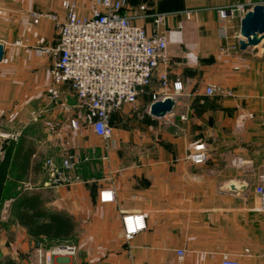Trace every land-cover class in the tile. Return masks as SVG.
<instances>
[{
  "label": "crops",
  "instance_id": "obj_1",
  "mask_svg": "<svg viewBox=\"0 0 264 264\" xmlns=\"http://www.w3.org/2000/svg\"><path fill=\"white\" fill-rule=\"evenodd\" d=\"M64 1L75 3L81 17L94 5V0H0V160L5 147L13 151L21 137L31 141L32 160L41 167L23 189L41 192L45 208L70 216L77 229L69 240L36 241L11 218L0 226V254L37 264L34 245L46 242L67 247L53 257L54 264H220L223 253L240 264H264V210L252 191L264 164L253 168L250 161L264 158V42L239 50L238 18L225 21L228 39H221L216 12L244 0H126L121 13L147 31L149 15H167L166 63L159 71L166 68L169 84L180 82L181 91L168 90L175 99L170 113L150 116L151 95L160 91L155 74L135 107L124 105L111 115L108 140L86 125L69 84L58 87L56 102L48 93L54 59L36 49L56 47V22L44 15L64 22ZM232 45L236 50L228 49ZM210 84L231 96H207ZM65 143L92 158L72 173L78 179L70 184L47 186L43 163L60 164ZM196 144L205 149L202 164L190 160ZM234 168L255 169L254 186L234 177ZM232 183L247 190L227 192ZM101 191H111L113 201L101 202ZM130 213L143 214L146 229L127 241L121 218Z\"/></svg>",
  "mask_w": 264,
  "mask_h": 264
},
{
  "label": "built area",
  "instance_id": "obj_2",
  "mask_svg": "<svg viewBox=\"0 0 264 264\" xmlns=\"http://www.w3.org/2000/svg\"><path fill=\"white\" fill-rule=\"evenodd\" d=\"M255 5H263L264 0H244L228 7L216 10L220 21L218 35L221 39H228V29L225 21L233 18L241 20L245 13ZM126 6V0H94L88 17H81L77 13L75 3L64 1L62 7L66 11V20L58 22L54 15H44L56 22L58 43L55 48L40 47L36 49L39 56H53L54 63L50 69L51 87L48 89L50 98L56 102L59 99L58 87L69 84L81 109L84 110L86 125L92 132L103 140L113 135L111 115L124 105L135 107L137 97L144 89L151 86L153 77L157 74L160 91L152 93V103L163 100L168 96L171 88L174 94L181 91L180 82L169 84L166 68L159 71L161 63H166L168 45L167 29L165 28L167 15L152 14V29L147 31L136 26L127 15L121 13ZM239 39V35H237ZM229 50H236L234 45ZM207 96H231V92L224 91L219 86L210 84L205 89ZM72 129L79 124L70 121ZM51 132L54 126L46 123ZM91 154L73 152L68 143L62 150L60 164L52 159L43 163V171L47 176V186L68 185L73 180L72 173L89 162ZM206 153L202 144L192 147L190 160L194 164H202L206 160ZM253 193L264 210V174L260 176L253 188ZM99 199L103 203L113 201L111 191H101ZM4 207H9L6 204ZM122 234L125 240L146 229L145 218L141 213L124 214L121 218ZM56 247L48 252L36 249L37 264H54L53 257L67 247ZM183 251H177L182 258ZM220 264H240L239 260L230 254L221 255Z\"/></svg>",
  "mask_w": 264,
  "mask_h": 264
},
{
  "label": "trees",
  "instance_id": "obj_3",
  "mask_svg": "<svg viewBox=\"0 0 264 264\" xmlns=\"http://www.w3.org/2000/svg\"><path fill=\"white\" fill-rule=\"evenodd\" d=\"M5 148L0 160V211L4 203L9 201V217L36 241L41 238L69 240L77 229V223L63 213L48 211L45 198L38 190L23 189L22 183L40 172V164L32 160L35 155L33 143L21 137L13 151L11 145ZM0 264L19 263L0 254Z\"/></svg>",
  "mask_w": 264,
  "mask_h": 264
},
{
  "label": "water",
  "instance_id": "obj_4",
  "mask_svg": "<svg viewBox=\"0 0 264 264\" xmlns=\"http://www.w3.org/2000/svg\"><path fill=\"white\" fill-rule=\"evenodd\" d=\"M238 41L239 50L244 51L248 48L257 49L264 42V6L255 5L245 13L240 20ZM4 47L0 44V61L3 58ZM175 106V99L166 97L158 100L149 106L148 114L152 117H164L170 113ZM225 190L230 193H243L247 186L232 183L226 186ZM64 248V247H63Z\"/></svg>",
  "mask_w": 264,
  "mask_h": 264
},
{
  "label": "rangeland",
  "instance_id": "obj_5",
  "mask_svg": "<svg viewBox=\"0 0 264 264\" xmlns=\"http://www.w3.org/2000/svg\"><path fill=\"white\" fill-rule=\"evenodd\" d=\"M260 62H261V66H263V70H264V57H262V60ZM151 88H152V86L145 88L144 92L150 90ZM250 161H252V163L254 164L253 168H256L260 164H264V158H253V159L251 158ZM234 169H235V173L233 174L234 177L247 180L251 184L252 187L254 186V184L256 183V179L258 177L257 171L255 169L253 170L252 168H247V170L244 169L245 171L242 170L243 172L238 168H234ZM237 171L238 172L241 171L242 173L238 174ZM8 203H10V202L6 201L4 203L1 211H0V226H1V228L11 222V218L9 217V213H8V207L7 208L4 207ZM58 245H60V243L48 244L46 242H40V243H35L34 249L36 250V248H41L42 250L43 249L49 250V249L58 247Z\"/></svg>",
  "mask_w": 264,
  "mask_h": 264
}]
</instances>
